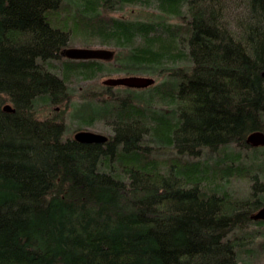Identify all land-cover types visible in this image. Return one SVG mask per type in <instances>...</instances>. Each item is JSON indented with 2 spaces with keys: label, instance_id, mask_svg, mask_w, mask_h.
I'll return each mask as SVG.
<instances>
[{
  "label": "trees",
  "instance_id": "obj_1",
  "mask_svg": "<svg viewBox=\"0 0 264 264\" xmlns=\"http://www.w3.org/2000/svg\"><path fill=\"white\" fill-rule=\"evenodd\" d=\"M227 1L0 0V264H239L264 253V221L250 219L264 207V147L246 144L264 133V0H243L238 36ZM128 6L159 17L107 12ZM71 40L118 55L110 68L76 65L59 55ZM106 71L160 80L91 96L95 117L81 120L110 125L107 143L37 118L68 101L70 82ZM235 180L252 192L233 197Z\"/></svg>",
  "mask_w": 264,
  "mask_h": 264
},
{
  "label": "rangeland",
  "instance_id": "obj_2",
  "mask_svg": "<svg viewBox=\"0 0 264 264\" xmlns=\"http://www.w3.org/2000/svg\"><path fill=\"white\" fill-rule=\"evenodd\" d=\"M77 1V0H73ZM226 12L228 21V27L232 33L238 36V23L243 20V8L244 3L243 0H229L226 3ZM154 8H140L139 6H128L123 8L122 10H109L107 12L110 15L115 17L125 18V19H132V20H146V21H154L159 17V14L153 10ZM174 20H171V22ZM240 28V27H239ZM235 36V37H236ZM81 46H89L96 49H107L113 51L115 56L117 57L118 53L117 50L110 46L101 45L96 43L95 41H89L88 43L83 42L82 40H71V42L66 47H81ZM114 59V58H113ZM111 63H106L108 68L111 67ZM59 65V63H56ZM184 63H179V65H183ZM174 64L168 62V67L173 66ZM113 70V69H112ZM127 76L124 72H117V73H110L105 72L104 75L99 76L97 80L87 81V82H76L72 81L69 83V98L68 101L63 102L62 104L52 105V108L47 109L46 107H38L37 111L35 112L37 118L45 120V119H52L59 123H61L65 127V138H72L73 135L77 131H91L94 133L102 134L107 137L108 134L112 133V129L110 125L105 124L100 121H94L92 125L88 123H84L81 119H89L95 117V113L92 112V109L99 104L93 97H97L96 94H102L103 85L102 81L108 78H117V77H125ZM134 76H144L150 77L157 81H160L157 76H150V74H135ZM148 89V88H147ZM121 89L119 91L112 90V93L117 95L113 98H123L120 94ZM142 90H137V92ZM140 94V93H139ZM105 95V94H103ZM150 95L147 93V96ZM141 98L144 94L137 95ZM99 99L106 98V96L99 97ZM111 100V99H109ZM108 98L105 99V105L109 104ZM99 101V100H98ZM4 105H11L10 103H5ZM173 117V116H169ZM86 122V121H85ZM172 152L170 150L161 151L158 153L159 158H167L171 156ZM216 154L207 151L206 156L209 160L214 158ZM259 187L255 190L258 192ZM252 192V185H250L247 181H239L235 180L229 185V192L233 197L238 196L244 198L249 192ZM254 256H246L243 254L241 257H244L243 263L239 264H264V253L253 250Z\"/></svg>",
  "mask_w": 264,
  "mask_h": 264
},
{
  "label": "water",
  "instance_id": "obj_3",
  "mask_svg": "<svg viewBox=\"0 0 264 264\" xmlns=\"http://www.w3.org/2000/svg\"><path fill=\"white\" fill-rule=\"evenodd\" d=\"M61 56L70 60H104L113 59L114 52L107 49H86V48H66L62 50ZM155 80L144 76H125L117 78H108L102 81V85L106 87H125L129 89H147L152 87ZM3 111L14 113V109L10 105H4ZM74 140L82 144H104L107 143L108 137L102 134L81 131L74 135ZM246 144L252 147H264V133L253 132L246 138ZM251 219L253 221H264V207L255 212Z\"/></svg>",
  "mask_w": 264,
  "mask_h": 264
},
{
  "label": "flooded vegetation",
  "instance_id": "obj_4",
  "mask_svg": "<svg viewBox=\"0 0 264 264\" xmlns=\"http://www.w3.org/2000/svg\"><path fill=\"white\" fill-rule=\"evenodd\" d=\"M85 41V40H84ZM66 48H86V49H96V48H93V47H89V46H81V47H65V48H63L62 50H64V49H66ZM62 50H61V52H62ZM61 52H60V57H61V59L62 60H69V61H75L76 62V65H80L81 63H77V62H94V61H99V62H103V63H109V62H111V61H113V59L112 60H110V61H104V60H70V59H66V58H64V57H62L61 56ZM115 57V53H114V56H113V58ZM61 61V60H60ZM89 63V64H90ZM86 73L87 74H90V71L89 70H87L86 71ZM127 76H134V75H127ZM105 87V92H107V93H109V92H112V90H115V88H116V90L117 91H119V89H121V91L122 90H131V91H137L136 89H129V88H125V87H115V88H113V87H106V86H104ZM140 90V89H139ZM142 90V89H141ZM94 118V117H93ZM92 119V117L91 118H89V119H85V121H90ZM82 131H84V130H82ZM78 132H81V131H77L76 133H78ZM91 132V131H90ZM75 133V134H76ZM74 134V135H75ZM74 135H73V138H74ZM250 219H251V217H250ZM252 220V219H251ZM253 221V220H252Z\"/></svg>",
  "mask_w": 264,
  "mask_h": 264
}]
</instances>
